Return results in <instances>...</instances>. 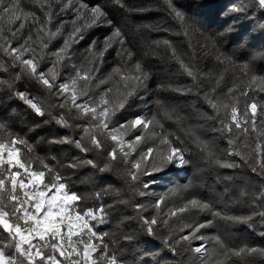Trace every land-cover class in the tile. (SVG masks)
<instances>
[{"label": "snow or ice", "instance_id": "snow-or-ice-1", "mask_svg": "<svg viewBox=\"0 0 264 264\" xmlns=\"http://www.w3.org/2000/svg\"><path fill=\"white\" fill-rule=\"evenodd\" d=\"M160 6L170 23L144 25L142 33L91 0H0V103L18 100L31 118L19 131L0 120V264H253L251 258L264 257V246L219 234L206 240L203 231L253 229L258 218L264 238V188L253 189L247 214H234L229 186L218 190L201 178L211 166L246 167L264 184V104L250 95L264 93V42L244 40L237 59L202 33L195 45L151 38L194 31L175 0ZM220 14L230 29L239 20L255 26V17L264 19V0H229ZM202 54L210 61L203 67ZM157 65L172 77L158 74ZM226 74L233 83L225 90ZM22 80L42 89L47 104ZM141 104L142 113L121 118ZM44 125L67 131L38 141L29 135ZM40 144L82 155L73 152L64 163L41 155ZM189 166L195 172L187 183L153 190ZM61 168L94 169L99 181L113 173L126 187L81 195ZM113 220L115 232L104 231ZM132 220L133 231L122 232L119 225Z\"/></svg>", "mask_w": 264, "mask_h": 264}, {"label": "trees", "instance_id": "trees-1", "mask_svg": "<svg viewBox=\"0 0 264 264\" xmlns=\"http://www.w3.org/2000/svg\"><path fill=\"white\" fill-rule=\"evenodd\" d=\"M91 2L101 4L105 10L109 12V15L117 22L121 24L126 23L129 27L134 29L141 28L142 33V26L144 25L170 23V21L167 20L165 13L161 10L160 0H91ZM175 2L181 6V10L188 18L190 25L194 29L193 33L188 38L168 37V35L163 32L151 33V38L164 37L174 40L180 39L185 44L190 40L191 43L195 45L198 39L203 42L200 36L202 33L203 37H209L214 40L221 51H224L229 55H235L237 59L240 52L243 50L244 40L257 44L264 42V34H262L264 29L260 27L261 25H264V19L255 17V26H249L246 20H239L236 21L232 29L225 24L226 17L220 14V10L224 7V5L229 3V0H175ZM120 4H123L124 7H119L118 5ZM143 9L147 10L145 11ZM105 31L106 29H101L97 34H103ZM239 34H243V40ZM253 37H255V40H253ZM84 46L85 44H82L79 51H83ZM74 59L77 64H79L82 60L79 55H77ZM111 63L112 61L109 60V64ZM207 63H210V61L202 54L201 67ZM255 63L258 65L259 60H256ZM160 69L161 65H157L156 70L158 74L162 76L169 75L172 77L173 72H161ZM108 70L110 69L106 66L105 71ZM176 78L180 79L179 77ZM18 83L23 87L28 88L32 92L33 96L44 100L45 104H47L48 101L44 98L42 89L38 86H34L31 81L22 80ZM232 83L233 80L230 78V74H226L225 81L222 82L221 87L226 90L227 87L232 86ZM112 95L114 100L118 98V89L115 86ZM162 95L172 97L175 101L179 102H183L185 100L184 97L175 96L173 93H163ZM250 95L259 101V103L264 104V93H260L258 90H253ZM143 111L144 109L142 104L139 107L134 106L125 111L121 118L131 119L135 114L142 113ZM0 120H5L10 124L15 125L16 131H19L20 128L31 126L30 115L27 114L25 106H23V104L18 100H5L3 103H0ZM62 131L67 130L59 129L58 126L55 125H44L38 129L36 134L29 133V135H36V140L38 141L44 137H52ZM40 148L43 149L40 153L41 155H56L57 158L64 163L71 158L73 152H75L78 156L82 155L78 152V150L69 149L67 146L40 144ZM54 148L57 150L53 151ZM61 171L68 177L74 190L81 195L89 197L93 196L96 192H101V194H103L104 188L114 191L117 188L124 190L126 187L113 173L104 174L106 179L104 181H99L97 177L100 174L96 173L94 169L80 168L75 170H66L61 168ZM194 172L195 169L191 166L173 170L166 176H163V178L154 186L153 190L157 194H160L169 188L187 183L188 178H191ZM217 174L222 177H231V180L223 182L218 181L216 179ZM201 178L208 184L216 187L218 190H223L226 184L229 186L227 195L231 197L233 201L229 207L231 212L234 214H247L250 211V205L247 202L250 201L254 195L253 189L258 190L264 188V184L261 183L260 177L252 174L246 167L229 170L211 166L203 170ZM101 184L104 187H100L99 185ZM136 199L140 198L136 197ZM126 211L131 212L132 209L129 208L126 209ZM117 223L118 222L116 220H113L112 224L110 226H105L103 230L115 232ZM134 224V220L126 221L125 224H121L119 227L122 232H132ZM221 225H223V222H221ZM260 228L261 224L259 223L258 218H256V222L253 224V229H249L243 224H228L211 229H204L203 231L205 233L206 240L210 236L219 234L223 240L229 243L234 241H247L249 244L264 246V238L257 235ZM137 236L139 237V234H137ZM193 243L198 244L199 241H194ZM151 246L152 245H149V247ZM140 247H143V245ZM133 250L136 251L139 249L134 248ZM125 253L129 254L127 253V250H125ZM251 259L253 264H264V257L255 256ZM128 264H132L131 260L128 261ZM166 264H172V262L168 261ZM236 264H242V262L237 259Z\"/></svg>", "mask_w": 264, "mask_h": 264}]
</instances>
